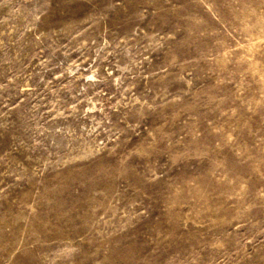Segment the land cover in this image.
Segmentation results:
<instances>
[{
    "label": "rangeland",
    "instance_id": "rangeland-1",
    "mask_svg": "<svg viewBox=\"0 0 264 264\" xmlns=\"http://www.w3.org/2000/svg\"><path fill=\"white\" fill-rule=\"evenodd\" d=\"M0 264H264V0H0Z\"/></svg>",
    "mask_w": 264,
    "mask_h": 264
}]
</instances>
